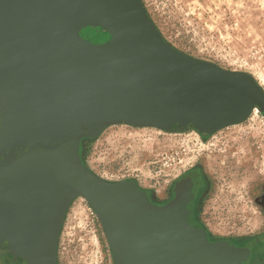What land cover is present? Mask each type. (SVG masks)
I'll use <instances>...</instances> for the list:
<instances>
[{
	"label": "water",
	"instance_id": "obj_1",
	"mask_svg": "<svg viewBox=\"0 0 264 264\" xmlns=\"http://www.w3.org/2000/svg\"><path fill=\"white\" fill-rule=\"evenodd\" d=\"M87 27L110 39L92 43ZM255 109V77L179 51L140 0H0V259L58 264L84 198L115 264H236L241 251L191 225L183 189L154 206L137 183L95 174L81 146L114 125L210 136Z\"/></svg>",
	"mask_w": 264,
	"mask_h": 264
},
{
	"label": "rangeland",
	"instance_id": "obj_2",
	"mask_svg": "<svg viewBox=\"0 0 264 264\" xmlns=\"http://www.w3.org/2000/svg\"><path fill=\"white\" fill-rule=\"evenodd\" d=\"M140 1L179 51L249 73L264 89V0ZM81 35L94 44L109 40L102 28L87 27ZM81 154L101 178L133 181L161 198L183 173L207 161L215 183L206 216L209 228L219 237H243L246 192L264 180V115L253 113L247 122L225 128L207 142L195 132L114 125L99 138L83 141ZM58 264H115L103 225L84 198L74 201L66 217Z\"/></svg>",
	"mask_w": 264,
	"mask_h": 264
},
{
	"label": "flooded vegetation",
	"instance_id": "obj_3",
	"mask_svg": "<svg viewBox=\"0 0 264 264\" xmlns=\"http://www.w3.org/2000/svg\"><path fill=\"white\" fill-rule=\"evenodd\" d=\"M219 133L221 131L210 136H199L207 142L214 139ZM213 178L207 161L201 160L171 185L166 198H161L153 190H145L139 187L146 193L154 206L166 205L176 198L179 190L183 189L186 205L181 206L186 208L191 225L207 232L209 242L232 246L241 251L243 258L236 264H264V180L255 182L254 185L249 186L246 192L245 235L243 237L223 238L211 232L206 218L210 214L207 209H209L210 196L214 190Z\"/></svg>",
	"mask_w": 264,
	"mask_h": 264
},
{
	"label": "bare ground",
	"instance_id": "obj_4",
	"mask_svg": "<svg viewBox=\"0 0 264 264\" xmlns=\"http://www.w3.org/2000/svg\"><path fill=\"white\" fill-rule=\"evenodd\" d=\"M253 113H255V114H256V113H259L258 109H255ZM127 126H129V125H127ZM71 210H73V209H71ZM70 212H71V211H70ZM74 213L77 214V213H78V209H75V210H74Z\"/></svg>",
	"mask_w": 264,
	"mask_h": 264
}]
</instances>
